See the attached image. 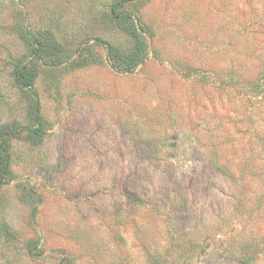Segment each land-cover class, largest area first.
<instances>
[{
  "label": "rangeland",
  "instance_id": "374dc122",
  "mask_svg": "<svg viewBox=\"0 0 264 264\" xmlns=\"http://www.w3.org/2000/svg\"><path fill=\"white\" fill-rule=\"evenodd\" d=\"M1 135L0 264H264V0H0Z\"/></svg>",
  "mask_w": 264,
  "mask_h": 264
},
{
  "label": "trees",
  "instance_id": "16d2710c",
  "mask_svg": "<svg viewBox=\"0 0 264 264\" xmlns=\"http://www.w3.org/2000/svg\"><path fill=\"white\" fill-rule=\"evenodd\" d=\"M111 15H112L113 20H115L117 22L124 21L127 19L126 14L116 13V9L114 7L112 8ZM34 54L31 53V56H34V58H39L38 54H36V53H34ZM13 80H14L15 85L19 89H23V88H28L32 85L33 76L31 74V72L30 71L28 72L23 65L15 64L13 67ZM35 118H36V121L38 123L39 117H38L37 113L35 114ZM34 134L36 135V133L32 132L31 136ZM1 137H2V135L0 136V138ZM0 152H2V153L4 152L2 145H0ZM7 165H8L7 159L0 154V171H1V173H0V186H2V184H3L4 171L7 170ZM28 251L31 254L34 253V251L32 253V249L30 247H29Z\"/></svg>",
  "mask_w": 264,
  "mask_h": 264
}]
</instances>
